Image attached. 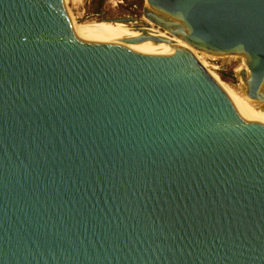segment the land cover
<instances>
[{
    "label": "water",
    "instance_id": "water-1",
    "mask_svg": "<svg viewBox=\"0 0 264 264\" xmlns=\"http://www.w3.org/2000/svg\"><path fill=\"white\" fill-rule=\"evenodd\" d=\"M136 2L0 0V264H264V0Z\"/></svg>",
    "mask_w": 264,
    "mask_h": 264
},
{
    "label": "bare ground",
    "instance_id": "bare-ground-1",
    "mask_svg": "<svg viewBox=\"0 0 264 264\" xmlns=\"http://www.w3.org/2000/svg\"><path fill=\"white\" fill-rule=\"evenodd\" d=\"M134 22H136V21L134 20ZM143 24L146 25L147 27H150L151 29H153L161 38L169 39L171 42L170 43H166V44L172 50V52H178V48H184L185 47L184 43H182L179 40H176V39H173V38L169 37L164 31H160V30H158V28L157 29L154 28V25H152L146 19H145V22ZM206 68H210V65H207Z\"/></svg>",
    "mask_w": 264,
    "mask_h": 264
},
{
    "label": "rangeland",
    "instance_id": "rangeland-1",
    "mask_svg": "<svg viewBox=\"0 0 264 264\" xmlns=\"http://www.w3.org/2000/svg\"><path fill=\"white\" fill-rule=\"evenodd\" d=\"M144 8V0H137V2L135 3L134 7L132 8V10L126 14H124L125 18L131 17L141 23L145 22L144 17L140 14L141 11ZM154 28L157 29V27L154 26ZM158 30L162 31L161 29L158 28ZM228 56H223V58H226Z\"/></svg>",
    "mask_w": 264,
    "mask_h": 264
}]
</instances>
